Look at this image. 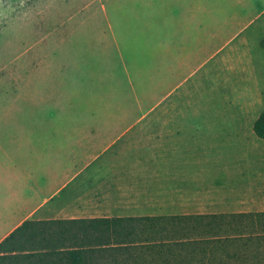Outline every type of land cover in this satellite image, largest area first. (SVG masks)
I'll return each instance as SVG.
<instances>
[{
	"label": "crops",
	"instance_id": "crops-1",
	"mask_svg": "<svg viewBox=\"0 0 264 264\" xmlns=\"http://www.w3.org/2000/svg\"><path fill=\"white\" fill-rule=\"evenodd\" d=\"M156 1L155 69L172 74L161 81L160 96L156 88L155 116L100 115L93 92L66 100L60 88H45L50 95L35 94L32 103L42 100L48 111L41 115L36 107L33 115L3 119L0 243L30 220L264 212V196L255 190L264 175L246 162L242 141L256 134V119L248 125L229 118L235 128L220 133L205 124L208 118L180 115L192 94L190 77L252 21L239 22L227 37L210 0ZM183 65L189 68L180 76ZM224 68L239 75L243 58L225 56ZM106 154L111 163L97 164Z\"/></svg>",
	"mask_w": 264,
	"mask_h": 264
},
{
	"label": "rangeland",
	"instance_id": "rangeland-1",
	"mask_svg": "<svg viewBox=\"0 0 264 264\" xmlns=\"http://www.w3.org/2000/svg\"><path fill=\"white\" fill-rule=\"evenodd\" d=\"M210 7L221 15L227 37L239 22L252 24L190 77L193 97L180 115L208 118L206 125L224 133L235 128L229 118L251 125L264 111V0H210ZM159 11L156 0H0V132L6 131L3 119L33 115L36 107L41 115L48 111L42 100L32 103L35 94L50 95L45 88H60L66 100L93 92L100 115L155 116L156 88L160 96L161 81L172 74L155 69ZM225 56L242 57L244 70L223 69ZM183 67L180 76L189 68ZM242 141L246 162L264 175V139L254 134ZM110 156L97 164H110ZM260 178L255 190L264 196Z\"/></svg>",
	"mask_w": 264,
	"mask_h": 264
},
{
	"label": "trees",
	"instance_id": "trees-1",
	"mask_svg": "<svg viewBox=\"0 0 264 264\" xmlns=\"http://www.w3.org/2000/svg\"><path fill=\"white\" fill-rule=\"evenodd\" d=\"M254 132L264 139V111ZM0 264H264V212L30 220L0 243Z\"/></svg>",
	"mask_w": 264,
	"mask_h": 264
}]
</instances>
